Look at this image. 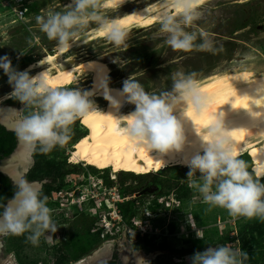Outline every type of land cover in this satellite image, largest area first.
Returning a JSON list of instances; mask_svg holds the SVG:
<instances>
[{
    "label": "rangeland",
    "instance_id": "obj_1",
    "mask_svg": "<svg viewBox=\"0 0 264 264\" xmlns=\"http://www.w3.org/2000/svg\"><path fill=\"white\" fill-rule=\"evenodd\" d=\"M152 1L155 0H145L143 4ZM238 1L240 2V0H215L211 1L210 5L205 6L204 16L198 22V28H202L210 34L216 49L214 52L173 50L167 45L166 36L160 33L157 22L152 26H137L129 29L128 49L117 48L105 37H99L88 40L78 47L75 46L74 50L66 53V58L72 60L83 57L105 59L111 71L108 83L111 81L110 84H117L123 88V82L133 76L144 86L146 91L154 94H159L165 90L170 91L172 87L171 75L178 71L186 74L196 73L198 80L214 73L229 70L254 69L258 72L264 71V0H246L244 4ZM68 3L70 0H25L24 4L28 8V13L25 18L21 19L16 16L13 10V6L17 5L18 2L0 0V57L8 56L17 71H25L31 64L40 61L47 52H53L56 42L50 41L39 30L36 17L49 11H64ZM136 6L138 5H131V7ZM122 11L124 10L120 12ZM115 13L114 10H108L106 15L110 17ZM92 27H96L95 24H90L86 32ZM27 71L31 74L29 70ZM79 79V84L72 85V88L82 89L88 83V76L84 74ZM12 91L8 76L3 69H0V98L9 96ZM92 99L100 107L107 103L106 100L99 97H92ZM9 100L12 103L7 102ZM2 105L16 108L18 113L15 116L18 118L21 116L19 111L26 110L23 104L11 97ZM131 106L135 108V105L131 104ZM73 128L81 131H85V128L88 129L82 119L77 120ZM75 143L66 144L64 152L65 155L67 154L68 163L71 166L75 165V167L77 165V170L68 174L69 184L64 186L61 192L54 194V197L66 195L63 201L66 202L70 198V200L74 199L75 204L69 203L62 207L60 204L54 205L51 201L47 202L48 207L52 209V215L55 216L53 219L66 217L65 213H67L70 215L71 222L74 221L72 223L73 237L69 239L66 248L73 259L68 264H75L92 255L101 245L106 243H110L112 254L120 251L126 264H133L130 257L140 254L141 251L144 252L145 256H149L146 257L148 259L147 264L157 263L164 258L169 259L174 264H191L190 258L194 255L193 252L179 255L178 252H172V249L189 247L191 243L185 240L196 238L204 239L212 247L226 245L246 252L248 259L245 264H264V227L242 233L246 227L253 225L259 219L234 218L225 209L219 207L212 208L210 211L207 210L208 206L202 202L201 195L189 187L188 179L182 178L180 169H189V167L170 165L161 171L150 172L144 177H159L164 186L161 185L158 192H148L138 196L136 194L138 191H135L131 196L128 191L131 188L128 187L132 185L135 190L139 189L138 181L139 176L143 175L142 173L122 170L128 171L127 173L130 175L131 173L134 174L122 183L123 172H113L112 168H109L108 177L114 182L107 185L105 168L85 161L76 163L70 159ZM35 152L34 166L36 165ZM246 154L250 155L245 153L242 155L243 157H240L249 164L244 156ZM60 157L63 158V156ZM251 160L253 163L252 156ZM0 164L5 165V161L0 162ZM90 165H94L95 168ZM33 168L26 176L28 180L40 181L47 178L44 177V171L37 169L39 174L32 179ZM250 170L254 171L252 165ZM199 175L197 173V176ZM260 179L264 182V177H260ZM184 189H187V193H184ZM91 190L96 192V201L84 205L82 209L78 208L76 201L81 199V195H85L86 203L89 199L87 196L92 195ZM159 192L163 193V196L166 195V199L170 200L171 204L167 207L165 200L164 205L167 208L157 210L158 220L153 223L152 215L149 216L146 212H151L150 205ZM177 192L182 197L178 198ZM118 194L122 199L123 196L126 197L121 203H125L129 199H136L133 224H146L147 229H150L151 234L154 235L152 241L159 244L166 240L170 248L159 249L155 246L151 249L144 247V241L138 238L140 236H131L127 231L126 235L123 228L115 229L116 234H110L109 238L107 235H102L104 233L101 229L102 217H105V212L109 209L104 199L108 197L111 199L113 195L118 197ZM77 195L79 197H76ZM122 208L125 210L126 206L123 205ZM56 223L58 226L60 225L59 220ZM66 225L69 223L64 222L63 228H66ZM69 232L71 235L72 230L70 229ZM96 232H99L100 237L104 239L96 242L93 235ZM55 234L52 235L51 243L47 242L45 237H41L38 246H34L30 242L22 246L19 237L6 236L2 239L4 247L0 250V257H4V260L10 258L14 264H55V252L49 250L57 238L61 240L59 236L55 237ZM61 237L66 242L65 237ZM233 237L237 238L233 239ZM127 256L129 257L127 258Z\"/></svg>",
    "mask_w": 264,
    "mask_h": 264
},
{
    "label": "clouds",
    "instance_id": "obj_2",
    "mask_svg": "<svg viewBox=\"0 0 264 264\" xmlns=\"http://www.w3.org/2000/svg\"><path fill=\"white\" fill-rule=\"evenodd\" d=\"M125 2L70 0L64 11H49L37 16L36 22L39 30L61 49H71L90 24H95L97 32L115 47L128 49L130 34L127 27L122 20L106 15L108 10H116ZM209 2L162 0L158 13L159 31L166 36L168 46L183 52L216 50L210 34L198 28ZM0 69L8 76L12 86L9 96L26 108L19 111L17 137L42 154L51 152L57 146H65L76 121L97 110L91 91L53 88L45 72L32 76L27 70L17 71L8 56L0 57ZM171 81L170 91L154 94L146 91L133 76L126 79L119 95L127 103L135 105V110L127 115L119 114L123 105L110 91L106 96L124 122L121 131L152 153L157 152L158 158L163 161V157L170 152L184 151L189 142L185 124L177 118L176 111L182 109L185 119L195 125L190 112L203 115L210 107L209 98L203 93L196 73L174 72ZM258 90L264 89L260 87ZM225 117L226 113L221 110L203 131L195 125L203 154L197 151L186 160L190 169L187 173L189 187L201 195L209 211L219 207L234 218L264 221V182L260 179L264 177V172L249 171L248 162L240 158L233 130L226 124ZM197 173L200 175L197 176ZM14 183V197L7 204L0 203V236L26 235L34 246L39 245L41 237L51 243L52 235L59 226L52 217L47 197L43 196L39 185L26 179L15 180ZM93 199L88 200L91 202ZM151 233L146 235H153ZM190 259L191 264H245L248 255L239 249L219 245L197 251ZM140 261L144 260L141 258ZM144 264L147 262L144 261Z\"/></svg>",
    "mask_w": 264,
    "mask_h": 264
},
{
    "label": "bare ground",
    "instance_id": "obj_3",
    "mask_svg": "<svg viewBox=\"0 0 264 264\" xmlns=\"http://www.w3.org/2000/svg\"><path fill=\"white\" fill-rule=\"evenodd\" d=\"M144 1L126 0L121 7L114 10L116 13L110 18L122 20L128 30L137 26L146 27L156 24L162 0L143 4ZM245 1L240 0L242 3ZM131 5L138 6L131 7ZM121 10L124 11L120 12ZM99 37L104 36L97 32L96 27H92L85 35L78 38L71 49H61L55 45L53 52H47L40 61L26 67L32 76L45 72L48 83L53 88H72V85L79 84V77L84 74L88 76V83L82 89L93 92V97L107 101L103 107L96 104L97 110L82 119L89 131L75 143L71 152L70 159L72 161L76 163L85 161L100 168L110 167L113 172L130 170L142 174L158 172L170 165L188 167L186 160L190 159L197 151L203 154L200 148L201 140L195 131V125L203 131L213 116L222 110L226 113V124L233 130L232 135L241 156L249 153L253 157L254 172H264V90H258L260 87L264 89V71L229 70L214 73L198 80L203 93L209 98L210 107L203 115H197L194 111L190 112L195 125L192 121L185 119L182 109L176 111L177 118L185 124L189 142L184 151H173L166 154L163 157L165 162L158 158L157 152L152 153L146 147L132 141L121 131L124 122L119 119L116 110L106 98L107 94L110 91L111 95L122 103L123 106L119 109L120 115H127L135 108L119 95L122 87L110 84L111 81L108 83L111 71L105 59L99 57H83L77 60L66 58V53L75 46L78 47L88 40ZM90 81L93 82L89 84ZM8 98L10 97L0 98L2 121L11 127H17L20 118L12 117L17 114L16 108L2 105ZM21 144L13 159L2 165V168L14 177H19V167L29 161L30 148L24 142ZM110 253V244L104 245L97 249L91 258L82 259L75 264H92L93 261L104 258ZM136 255L135 259L138 260L136 264H139L141 258L148 262L147 255L141 253ZM144 261H140V264H144ZM2 264L14 263L8 259Z\"/></svg>",
    "mask_w": 264,
    "mask_h": 264
},
{
    "label": "trees",
    "instance_id": "obj_4",
    "mask_svg": "<svg viewBox=\"0 0 264 264\" xmlns=\"http://www.w3.org/2000/svg\"><path fill=\"white\" fill-rule=\"evenodd\" d=\"M74 128H72V134H71V138L69 140V142L67 144H71L73 142H77L79 140V138H81L83 135L86 134V132L89 131V129L85 128V131H81L79 134L74 135ZM17 145V135L14 131H10L7 130L6 127L2 124H0V159L6 158L8 156H10L12 154V152L14 151V149L16 148ZM64 147H59L57 146L55 149H53L51 152L47 153V154H42L39 152V150H36L35 152V156H36V165L34 166L33 170L31 173L32 175V179H34L35 177H37L36 175H38V171L42 170L44 171V177H47L48 179H51L52 181L48 182L47 184H45L43 190H42V194L43 196L49 197L54 189L57 190H61L62 188H64V186H66V179H67V175L73 173L74 171L77 170V165L75 167V165H72L70 163H68L67 161V154L65 155L64 152ZM63 149V150H62ZM60 156H63V158H61ZM245 158H247V160L249 161V168L252 165V160H251V156L249 158V156L246 154L244 155ZM60 157V159H59ZM243 157V156H242ZM240 157V158H242ZM253 158V157H252ZM70 164V165H69ZM71 166V167H69ZM90 166H94V165H90ZM180 166V165H177ZM92 168H95L92 167ZM36 169V171H35ZM104 171L107 172L106 177V184L107 185H111L113 184L114 181H112L111 179H109L108 177V171H110L109 168L104 169ZM180 171H182L181 175L182 178L184 180H187V173L189 172L188 168L185 169H180ZM251 172H254L252 170H250ZM123 175L121 176V182L124 183L126 181L127 178H130L131 175H134L133 173H131V175L129 173H127L128 171H122ZM147 173H144L141 176H146ZM139 176V178L141 177ZM157 178V182L158 184L164 186L163 182L159 180V177ZM134 186L130 185L131 188L128 191L130 192L131 196L132 194H134L133 192L135 191H140L139 189H134L132 188ZM138 187V186H136ZM15 190H16V185H14L10 178L4 174L3 172L0 171V203H4L7 204L8 200L14 197L15 194ZM184 193H187V189H184ZM163 193H157V196L162 195ZM176 196L178 198L182 197V195H180L179 192L176 193ZM135 201L136 199H129L127 200L125 203H120V208H122L123 205L126 206L125 210H123V208L121 209L122 211V215L124 218V221L127 224H133V218H134V208H135ZM151 209L154 213L157 214V210L160 209V203L157 202L156 199L153 200L152 204L150 205ZM164 206V205H163ZM264 227V221H256L253 225H249L248 227L245 228V230L242 232H251L254 231L258 228ZM94 238L97 241L103 240L100 237V233L96 232L93 234ZM109 236V235H108ZM20 237V236H17ZM152 237H154V235H146L145 237H138L141 240L144 241V247H148V248H154L155 246H157L159 249H166V248H170L169 243L165 240L162 243L157 244L156 242L152 241ZM237 237H233V239H236ZM188 243H191V245L189 247H181L179 249H172V252H178V254L180 255H185L189 252H193L196 253L197 251H203L205 250L209 245V243H207L204 239H187L185 240ZM73 259L72 255H69V251L66 248H59L56 251V259H55V264H68L69 262H71ZM99 264H123L122 261L119 260L117 253L113 256L112 259L110 260H105L100 262ZM150 264H174L172 261H170L167 258H164L162 260H159L157 263H150Z\"/></svg>",
    "mask_w": 264,
    "mask_h": 264
},
{
    "label": "flooded vegetation",
    "instance_id": "obj_5",
    "mask_svg": "<svg viewBox=\"0 0 264 264\" xmlns=\"http://www.w3.org/2000/svg\"><path fill=\"white\" fill-rule=\"evenodd\" d=\"M239 2V1H238ZM246 2V1H245ZM245 2H243V4L245 3ZM239 3H241V2H239ZM211 3H209V5H210ZM55 48V47H54ZM54 50V49H53ZM93 81H90L89 82V84L90 83H92ZM88 84V85H89ZM7 102H10V103H12L11 102V100H9V101H7ZM16 113H18V111L16 112ZM13 118H15L16 116H12ZM18 117V116H17ZM0 124H2V125H4L5 127H6V129L7 130H10V131H14L15 133H16V127H11V126H9L7 123H5V122H3L2 121V116H1V114H0ZM81 132V130H74V135H77V134H79ZM17 135V134H16ZM18 142H19V138L17 137V145H16V147L18 146ZM16 149V148H15ZM14 149V150H15ZM34 152H35V150H33V153H32V158H33V162H31V166H30V168H29V170H28V172L24 175V178L26 179V180H28L27 179V174L30 172V170L33 168V166H34V164H35V160H34ZM11 156V155H10ZM10 156H8V157H6V158H3V159H0V162H4L5 161V163H7V162H9L11 159H10ZM28 162H26L25 164H23L22 166H26V164H27ZM2 165L3 164H0V171L1 172H3L4 174H6L9 178H10V180H11V182L15 185V183H14V181L15 180H19L17 177H14L12 174H10V172H8L7 170H4L3 168H2ZM22 166H20L19 167V172H20V168L22 167ZM29 182H37V181H34V180H28ZM51 182L52 180L51 179H47V178H44V179H41L39 182H41L42 183V186H41V191L43 190V188H44V186H45V184H47L48 182ZM139 183L138 184H140V191H138V192H140L141 194L140 195H138V196H141V195H144V194H146V193H148V192H158V189L161 187V185L160 184H158V182H157V178L155 177V176H152V177H149V176H147V177H143V176H141L140 177V179H139V181H138ZM66 183L67 184H69V179H68V175H67V179H66ZM66 184V185H67ZM63 190V188L61 189V190H57V189H54L53 190V192H52V195H50L49 197H47V202H49V201H51L54 205H57V204H60V205H62V207L63 206H67L69 203H71V204H75V202H73V200L74 199H72V200H70V198H68L69 200L68 201H66V202H64L63 200L65 199V196L66 195H64V196H62V195H58V196H56V197H54V194L55 193H58V192H61ZM65 190V189H64ZM71 191V190H70ZM76 197H79L78 195L76 196ZM12 199V198H11ZM10 200V199H9ZM8 200V201H9ZM88 202L85 204H80V203H76V205L78 206V208L80 207V209H82L83 207H84V205H89V204H91L93 201L95 202L96 200L95 199H93L91 202L89 201V200H87ZM68 202V203H67ZM65 216L66 217H64V216H62V217H59L60 219H54V221L56 222H58V220H59V222H60V225H59V228H58V231L56 232V234H55V237L57 236H59V238L61 239V240H59L58 238L53 242V244H52V247L49 249V250H51V251H53V252H55V259H56V251H57V249H59V248H67V244L69 243V239L70 238H72L73 237V232H74V230H73V227H72V223H74V221H72L71 222V218H70V215L69 214H67V213H65ZM52 217H55L54 215H52ZM64 222H66V223H69V225H66V228H63L64 226H63V224H64ZM72 230V234L71 235H69L70 234V232H69V230ZM8 236H10V235H8ZM61 236H63V237H65V240H66V242L65 241H63L62 240V237ZM110 236V235H109ZM6 236H0V243H1V248L2 247H4V244H2V239H4ZM19 239H20V242H21V245L23 246V245H25L26 243H29V241L27 240V236L26 235H24V236H20L19 237ZM110 244V243H109ZM109 244H104V245H109ZM119 244V243H118ZM104 245H101L99 248H101L102 246H104ZM111 246V245H110ZM1 248H0V250H1ZM96 252V251H95ZM8 253V252H7ZM117 253V255H118V258H119V260L120 261H122V263L124 264V257L122 256V254L120 253V251H117L116 252ZM115 252L112 254V252H111V258L110 259H112L113 258V256L116 254ZM12 256V255H11ZM10 256V257H11ZM137 257V255L135 254L133 257H130V260H131V258H132V262H133V264H136V262L138 261H136V258ZM128 258V257H127ZM8 259H10V258H8ZM8 259H5L6 261H8ZM54 259V260H55ZM83 259H85V258H83ZM109 259V260H110ZM4 260V257L2 258V257H0V264H2V262H4L5 261ZM82 260V259H81ZM10 261H13V260H11L10 259ZM80 261V260H79ZM55 262V261H54ZM77 263V262H76Z\"/></svg>",
    "mask_w": 264,
    "mask_h": 264
},
{
    "label": "built area",
    "instance_id": "obj_6",
    "mask_svg": "<svg viewBox=\"0 0 264 264\" xmlns=\"http://www.w3.org/2000/svg\"><path fill=\"white\" fill-rule=\"evenodd\" d=\"M15 2H18L17 5H14L13 6V10L16 14V16L18 18H25L27 13H28V8L25 6V0H15ZM97 184H100V183H97ZM102 185V184H100ZM97 186V185H95ZM92 192V195L87 197V198H94L95 199V196H96V192L94 190H91ZM119 192V191H118ZM120 194V193H119ZM117 195L118 197H116L115 195H113V197H111V199L108 197V198H105L104 201L105 203L107 204L108 208L105 212V217L103 218L102 217V231H104V233L102 234L103 236L104 235H107V237L109 238L108 235L110 234H116L115 233V229L116 230H120L121 228L124 229L125 233L127 231V233L131 234V236H140V237H145L147 233H151L152 231H150V229L148 230L147 229V225L146 224H127L125 221H124V218H123V215H122V211H121V208H120V203L123 202L124 199H126L125 196H123V199L120 197V195ZM155 199L157 200L158 203H160V208L162 207H166L167 206H170V200H167L166 198V195L163 196V195H160V196H157L155 195ZM81 199H79V201H76L80 204H82L85 200H86V197L85 195H81L80 196ZM172 198V197H170ZM88 200V199H87ZM154 200V199H153ZM165 200L167 201L164 205V202ZM75 202V201H73ZM153 202V201H152ZM152 204V203H151ZM164 205V206H163ZM149 216L152 215V222H156L158 220V216L156 215V213H154L151 209V212L150 211H147L146 212ZM126 233V235H127Z\"/></svg>",
    "mask_w": 264,
    "mask_h": 264
},
{
    "label": "water",
    "instance_id": "obj_7",
    "mask_svg": "<svg viewBox=\"0 0 264 264\" xmlns=\"http://www.w3.org/2000/svg\"><path fill=\"white\" fill-rule=\"evenodd\" d=\"M209 3H211V0H210ZM21 143H22V141L19 139L18 146L16 147V149L12 152V154H11V156H10V159H11V160L13 159V157L15 156V154L19 151V149H20V147H21V145H22ZM28 153H29V155H28V157H29V161H28V163L26 164V166H22V167L20 168L19 177H17L19 180H20V179H25V178H24V175L28 172V170H29V168H30V166H31V162H33V158H32L33 149L30 148V152H28ZM33 183L39 185L40 188H41V186H42V183L39 182V181H37V182H33ZM136 194H137V195H140L141 193H140V192H137ZM94 254H95V252H94L92 255H89V256L86 257V258H91L92 256H94ZM141 254H144V252L141 251ZM144 255H145V254H144ZM146 257H149V256H146ZM110 258H111V253H110L108 256L104 257V258H101V259H98V260H96V261H93L92 264H99L100 262L105 261V260H109ZM124 264H126L125 258H124Z\"/></svg>",
    "mask_w": 264,
    "mask_h": 264
}]
</instances>
